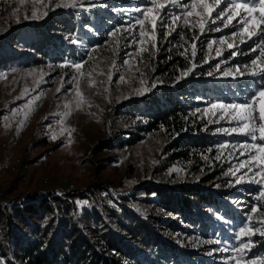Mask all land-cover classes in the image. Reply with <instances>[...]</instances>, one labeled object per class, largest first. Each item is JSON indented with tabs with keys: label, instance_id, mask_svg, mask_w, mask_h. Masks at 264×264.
<instances>
[{
	"label": "rangeland",
	"instance_id": "1",
	"mask_svg": "<svg viewBox=\"0 0 264 264\" xmlns=\"http://www.w3.org/2000/svg\"><path fill=\"white\" fill-rule=\"evenodd\" d=\"M68 14L86 21L61 30L62 62L0 68V99L21 104L0 125V139L22 133L17 152L4 157L46 163H33L26 180L0 181L4 208L61 195L63 179L73 193L102 186L115 201L144 181L191 185L228 212L214 214L207 237H186L190 250L213 264H264V0H0V40ZM168 91L184 106L180 133L204 141L181 156L171 128L140 129L144 100ZM58 117L64 126L53 124ZM133 136L131 145H103Z\"/></svg>",
	"mask_w": 264,
	"mask_h": 264
},
{
	"label": "trees",
	"instance_id": "2",
	"mask_svg": "<svg viewBox=\"0 0 264 264\" xmlns=\"http://www.w3.org/2000/svg\"><path fill=\"white\" fill-rule=\"evenodd\" d=\"M51 21L4 35L0 40V68L9 63L28 67L44 60L62 62L69 51L60 32L76 31L86 17L68 14ZM181 88L178 86V94ZM179 99L171 91L150 95L144 100L145 111L140 113L147 118L141 131L167 127L172 134H179L170 144L178 147L177 156L204 142L180 133L185 111ZM185 101L194 104L193 100ZM115 140L103 145L121 147L138 139ZM97 187L90 194L72 192L62 198L48 192L21 205L0 207V264H213L191 251L185 242L189 236L210 235L217 218L214 214L228 212L226 208L221 212L223 204L212 193L191 185L164 187L144 181L130 198L115 201L104 187ZM75 199L90 203L79 209ZM156 208L162 214L157 215Z\"/></svg>",
	"mask_w": 264,
	"mask_h": 264
},
{
	"label": "built area",
	"instance_id": "3",
	"mask_svg": "<svg viewBox=\"0 0 264 264\" xmlns=\"http://www.w3.org/2000/svg\"><path fill=\"white\" fill-rule=\"evenodd\" d=\"M20 110V103H13L9 105L6 104L2 99H0V125L10 121L12 116L14 115V112H19ZM53 124L57 126H64L65 120L58 117ZM47 131L48 129L46 130V132ZM21 137L22 133H17L14 135L12 141L0 139V181L11 174H17L22 180H26L33 163L41 166L42 168H46V163L42 159L33 162L31 159H25L19 155L11 156L9 158L4 157L5 153L9 152L14 154L17 152L18 141ZM51 176L52 174H50V176L47 174L42 179L43 184H48L49 178ZM62 182L64 189H61L58 192H61L60 196L65 197L69 193H72V191L75 190V187L74 184L72 182H69L67 179H63ZM8 201L9 199L3 198V193L0 191V206L4 208Z\"/></svg>",
	"mask_w": 264,
	"mask_h": 264
}]
</instances>
